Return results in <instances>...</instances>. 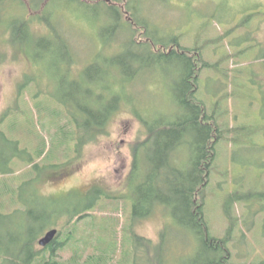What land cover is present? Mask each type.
Wrapping results in <instances>:
<instances>
[{"label": "rangeland", "instance_id": "1", "mask_svg": "<svg viewBox=\"0 0 264 264\" xmlns=\"http://www.w3.org/2000/svg\"><path fill=\"white\" fill-rule=\"evenodd\" d=\"M20 1L25 3L26 9L10 0L0 21V119L5 111L8 116L3 123L0 122V129L18 140L22 149L27 148L34 163L39 162L41 167L36 170L26 161H13V173L0 174V203L5 202L4 210L10 212L20 206L11 203L21 202L23 207L32 200L35 190L41 189L43 195L57 201L55 208L73 210L76 206L89 204L94 195L90 190L102 187L107 194L102 195L96 208L89 211L94 213V218H85L77 223L74 235L77 241L63 251L59 250L58 259L71 264L70 259L79 251L83 257L78 264H87L91 254H102L95 245L108 250L107 245L117 240L119 243L112 260L114 264H127L133 261L124 259L126 249L131 247L128 239L131 230L159 243L161 230L165 224L172 223L171 216L161 210L151 217L131 220V201L124 196H128L132 189L125 184L134 161L133 146L147 138L148 130L141 118L150 112H175L171 90L176 88L175 81L184 72L183 66L178 65L175 56L163 63L149 62L146 53L137 59L132 58L133 48L122 47L124 36L119 39L122 31L110 40L103 38L108 16L100 7L71 0ZM95 1L102 2V5L116 4L114 0ZM117 6L127 7L122 2ZM136 9L142 21H149L152 35L165 41L153 47L156 52L165 50L163 43L168 45L166 51L173 49L169 39L177 37H180V45L188 49L201 48V54L197 53L198 50L191 53L199 71L197 95L209 113L214 103L222 100L220 124L241 129L234 133V139L240 138L238 143L229 139L218 142L213 172L203 191L210 231L213 236L224 238L229 223L225 215L226 199L229 196L236 199L239 193H249L250 190H264V0H138ZM123 15L129 22L132 11L126 8ZM246 15H249L247 24L243 21ZM23 16L31 18L35 38L45 40L34 50L25 43L23 51L19 52L11 41L12 34L17 36L18 33L11 31L10 22ZM132 29H136L135 40L142 43L145 35L138 26ZM124 32L128 33V29ZM47 42L53 47L51 51L42 48ZM102 46L106 50L99 58L96 55ZM248 47L250 49L241 56L240 51ZM120 53H124L127 65L109 61ZM91 59L96 63L87 71ZM200 61L217 64L218 67L202 68ZM115 77L120 83L116 81V90L126 98L111 116L107 128L96 138H90L80 150L74 148L75 141L66 144L56 142L54 146L53 140L66 139L62 132L72 128L60 103L66 101L76 106L79 101L88 102L106 115L113 113V93L109 83ZM84 119L80 118L81 125ZM95 122L98 118L93 119ZM43 141L47 142V152L41 157L38 150ZM4 145L0 141V150L9 151L10 148ZM50 152L54 163L67 164L57 171H49L45 167V159ZM47 160L49 163L50 158ZM30 180L36 183L29 185ZM72 192L83 197L70 196ZM262 204L253 197L232 205L233 215L237 217H244L248 209L263 207L254 216L246 213L247 223L241 218L230 241L233 264L264 261V202ZM42 208H37L30 218L24 214L25 218L31 224L35 223V230L46 227L40 237L57 227L58 237L65 238L66 231L74 228L68 222L70 214L59 215L49 224L42 217L46 210ZM7 226L0 220L1 247L2 240L6 242L9 238ZM100 237L104 238L103 242H99ZM191 239L190 235L184 237L169 232L164 243L168 248L164 264L187 262L195 250ZM39 240L38 249L42 247ZM143 253L148 255L147 250ZM106 257L104 253L105 259L101 263L108 261ZM139 259L146 264L142 256ZM1 264L8 262L2 260Z\"/></svg>", "mask_w": 264, "mask_h": 264}, {"label": "trees", "instance_id": "2", "mask_svg": "<svg viewBox=\"0 0 264 264\" xmlns=\"http://www.w3.org/2000/svg\"><path fill=\"white\" fill-rule=\"evenodd\" d=\"M8 1L10 0H0V21H2L1 16H5V6ZM11 1H15L21 5L22 9L26 7L25 3H22L20 0ZM71 1L79 4L87 3L90 6H97L100 7L104 13L106 12L108 20L106 22L107 26L103 28L102 37H107V39L110 40L115 37L117 33L122 31L123 33L119 39L124 36L126 39L122 47L129 49L133 48L134 55L132 58L137 59L141 57L142 54L146 53L149 62L155 61V63H163L170 61L169 58L175 56L178 59V65H180L181 68L183 66L184 72L176 79V88L171 90V97L176 107L175 112H150L152 114L147 113V116H142L138 113V115L143 117L141 120L147 127V138L137 142L136 145L133 146L134 161L131 171L129 172L127 183L125 184L132 189L128 196H124V198L131 201V220L139 221L151 217L153 213L161 210L164 211L166 215L169 214L171 216L172 223L170 225L165 224L164 228L161 230L159 243H154L153 240L135 234V232L131 230L128 239L132 248L129 246V248L126 249L124 259H133V261L131 260L132 262L130 261L127 264H144L141 262L142 260L140 261L139 259L141 256L142 259L145 257V260H143L146 264H164L165 254L168 249L164 243L169 232L178 233L184 237L186 235L192 237L191 242L195 245L194 255L190 256V259H188L187 262L185 261L186 263L183 262L184 264H233L230 241L237 231L236 229L241 222V218H244L242 220H244L245 223L249 220L245 219L246 213L247 215L251 214L254 216L257 212L263 210L264 190H250L249 193H239L236 199L235 196H229L224 204L225 215L229 220L226 229L227 234L224 238L212 235L205 215V194L203 191L209 184L208 180L213 172L215 162L214 156H216L215 154L218 150V142L221 139H229L235 144L238 143L240 138L239 140H237L236 137L234 139V133L241 129L236 130V126L230 127L220 124L218 118L222 100L218 103H214L213 110L209 113L206 104L199 99L197 95L199 71H197V61L193 58L191 53L198 50L197 53L201 54V48L196 47L194 49H188L180 45V37H177L169 39L174 46L173 49L166 51L168 45L163 43L161 45L163 48L165 47V50H158L157 52L153 50L156 44H160L159 42L164 40H162V38H155L149 31V21L146 19L142 21L138 17L137 13L139 11L136 9L138 0H114L116 4L112 5H102V2L95 0ZM127 1L130 2L128 3ZM119 2L125 3L127 10L132 11V15L128 18L129 22L124 19V9H126L123 8L124 5L123 7L117 6ZM248 17L249 15H246L243 19L246 24L248 23ZM30 19L24 18L23 16L10 22L11 31L13 33H18L17 36L12 34L11 40L16 51L22 52L25 43L30 45L31 50L37 49L45 40L41 37V39L39 37L35 38L36 32L31 30ZM133 26H138L142 34L145 35V40L142 41V43H138L137 39L135 40L134 35L136 29L133 30ZM126 29H128V33L124 32ZM24 37L26 40H22ZM42 48L51 51L53 47H50V42H47ZM249 49L248 47L240 51L241 56H244V53ZM99 50L96 56L99 55L100 58V55H104L103 52H105L106 49L102 46ZM74 55L75 58H78L75 52ZM154 56L155 59L153 58ZM124 60V53H120L116 57L109 59L112 63L120 64L124 62V64L127 65ZM95 61L93 59L89 61L90 65L87 66V71L91 69L93 66L92 64L96 63ZM200 62L202 68L218 67L217 64ZM140 69L137 71L139 72ZM137 71L136 73L138 75L139 73ZM116 81L117 79L115 77V80L109 83L113 93L112 101H114V104L111 107L113 113L106 115L104 112H101L98 107L88 102L79 101L76 106L66 101L60 103L61 110L68 115V124L72 128L62 132V135L64 133L63 136L66 139L59 141V139L56 138L53 140L54 146L56 142H60V144L64 142L66 144L67 142L70 143L75 141L74 148L80 150L90 138H96L99 132L107 128L111 116L121 107L122 100L126 98L124 94L120 96V91L116 90V84L117 82L119 83V81ZM121 87L123 86L121 85ZM5 112L0 119L1 123L8 118ZM53 113L56 112L54 111ZM80 118H85L83 120V125H81ZM94 118H98V122L93 123ZM229 135H232V137ZM0 141L5 144L4 146L10 148L9 151L6 149V152L0 150V174H12L14 170V165L12 163L16 161V159L33 164L36 170L41 167L39 162L34 163V158L30 156L31 154L28 152L27 148L22 149L20 142L10 138L7 132L2 129H0ZM46 147L47 142L45 143L43 141L41 149L38 150L39 156L42 157L47 152ZM53 149L54 148L51 150ZM50 153L51 154L45 159L47 161L45 167L49 171H57L67 164L54 163L51 160L53 153ZM49 158L50 161L48 163L47 159ZM28 182H30L29 185H34L33 183H36L34 180ZM90 191L91 195L94 194L92 196L93 200L87 205L83 204V206H76L73 210L64 208V210L60 211L58 208H55L54 205L57 201L52 199V197L50 198L43 195L41 189L35 190V193L32 195V200L28 201L29 205L25 203L22 207L21 202L14 201L11 203H18L20 206L14 208V210L10 212L4 210L6 205L5 202L0 203V220H2L3 223L6 222L10 230L8 241L4 242L2 240L3 247L0 245V264L2 260L7 261L8 264H65L58 259V251H63L70 244H74L75 241H77L76 237H74L77 232V223L85 218H94V213L89 211L94 210L103 198L102 195L107 194L102 187L94 188ZM71 195L75 198H81L80 196H82L74 192H72L70 196ZM108 197L110 198V195ZM253 197L257 202L262 204L261 208L257 210L248 209V211L244 213V217L233 215L231 209L234 203L238 204V202L241 201L252 200ZM40 206L46 209L42 217H44V220H47L49 224L59 215H64V213H66L67 215L70 214L71 217L68 222L69 225H73L74 228L66 231L65 238H59L57 235V238L51 244L45 247L42 246L38 249L39 237L46 227L40 231L35 230V223L31 224L29 219L25 218L24 214L26 216L28 215L30 218L32 215L34 216V211ZM25 207L26 209H24ZM40 217L41 216L38 218ZM252 224L253 223H251V227ZM103 240L104 238H99V242H103ZM112 241L113 242L107 245L109 252L108 250H104L101 245H95V249H97L98 252L101 251L102 254H91L87 260L89 262L87 264H106L107 262L114 264L115 262L112 258L119 241ZM85 242L88 243V240L85 239ZM4 243H6V246H4ZM4 248L5 250L3 251ZM145 250L148 251L147 256L143 253ZM104 253L107 254L106 258L108 261L101 263V261L105 259ZM81 257L83 256L78 251L76 255L70 259L71 264H78ZM93 260L96 261V263H93ZM252 264H264V261L253 262Z\"/></svg>", "mask_w": 264, "mask_h": 264}, {"label": "water", "instance_id": "3", "mask_svg": "<svg viewBox=\"0 0 264 264\" xmlns=\"http://www.w3.org/2000/svg\"><path fill=\"white\" fill-rule=\"evenodd\" d=\"M58 232L59 229L57 227H53L47 231L43 236L40 237L39 245L45 247L51 244L56 239Z\"/></svg>", "mask_w": 264, "mask_h": 264}]
</instances>
